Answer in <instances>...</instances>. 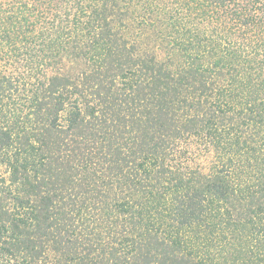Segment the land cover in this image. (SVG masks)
<instances>
[{
    "label": "trees",
    "instance_id": "16d2710c",
    "mask_svg": "<svg viewBox=\"0 0 264 264\" xmlns=\"http://www.w3.org/2000/svg\"><path fill=\"white\" fill-rule=\"evenodd\" d=\"M0 264H264V0H0Z\"/></svg>",
    "mask_w": 264,
    "mask_h": 264
},
{
    "label": "rangeland",
    "instance_id": "374dc122",
    "mask_svg": "<svg viewBox=\"0 0 264 264\" xmlns=\"http://www.w3.org/2000/svg\"><path fill=\"white\" fill-rule=\"evenodd\" d=\"M205 162V160L203 161V163Z\"/></svg>",
    "mask_w": 264,
    "mask_h": 264
}]
</instances>
